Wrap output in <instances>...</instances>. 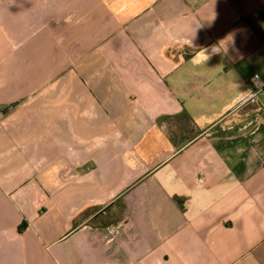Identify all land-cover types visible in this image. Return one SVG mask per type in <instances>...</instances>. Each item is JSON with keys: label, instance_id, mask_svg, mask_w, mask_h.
I'll return each mask as SVG.
<instances>
[{"label": "crops", "instance_id": "0c3cea01", "mask_svg": "<svg viewBox=\"0 0 264 264\" xmlns=\"http://www.w3.org/2000/svg\"><path fill=\"white\" fill-rule=\"evenodd\" d=\"M12 101L0 264H264V0H0Z\"/></svg>", "mask_w": 264, "mask_h": 264}, {"label": "water", "instance_id": "95a60500", "mask_svg": "<svg viewBox=\"0 0 264 264\" xmlns=\"http://www.w3.org/2000/svg\"><path fill=\"white\" fill-rule=\"evenodd\" d=\"M18 103V101H12L4 105L1 109V113H6L9 109H11L13 106H15Z\"/></svg>", "mask_w": 264, "mask_h": 264}, {"label": "built area", "instance_id": "2783aa9c", "mask_svg": "<svg viewBox=\"0 0 264 264\" xmlns=\"http://www.w3.org/2000/svg\"><path fill=\"white\" fill-rule=\"evenodd\" d=\"M252 78H253L254 80H258V79H259V76H258V74H254ZM258 84H259L260 86H262V83H261V82H259Z\"/></svg>", "mask_w": 264, "mask_h": 264}, {"label": "trees", "instance_id": "16d2710c", "mask_svg": "<svg viewBox=\"0 0 264 264\" xmlns=\"http://www.w3.org/2000/svg\"><path fill=\"white\" fill-rule=\"evenodd\" d=\"M21 228V227H20Z\"/></svg>", "mask_w": 264, "mask_h": 264}]
</instances>
